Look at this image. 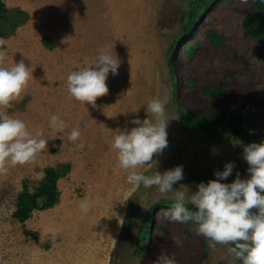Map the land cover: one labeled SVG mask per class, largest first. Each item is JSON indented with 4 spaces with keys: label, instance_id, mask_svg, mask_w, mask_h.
<instances>
[{
    "label": "rangeland",
    "instance_id": "rangeland-1",
    "mask_svg": "<svg viewBox=\"0 0 264 264\" xmlns=\"http://www.w3.org/2000/svg\"><path fill=\"white\" fill-rule=\"evenodd\" d=\"M2 1L23 12L15 31L0 38L7 60L34 69L26 93L7 114L49 141L33 162L10 165L0 175V264H157L161 255L174 256L177 264H228L224 246L213 251L194 225L165 218L172 194L161 197L155 188L126 182L111 144L119 129L135 126L134 116L147 117L141 105L146 109L150 98H168L167 114L175 119L167 127L168 147L154 159L161 173L183 167L184 179L174 189L186 185L195 191L227 162L235 167L222 182L231 183L237 173L247 178L244 141L228 126L217 138L195 139L178 108L219 117L241 111L252 129L264 124V40L245 31L255 0H214L200 8L186 35L183 25L199 0ZM104 42H112L121 60L118 75L106 74L107 92L82 109L69 95L66 77L87 65ZM216 85L222 94L206 93ZM50 114L67 122L64 133L52 131ZM72 127L80 129L79 144L67 140ZM47 167L61 169L57 203L19 222L13 217L18 194L24 185L34 191ZM80 199L92 202L90 213L81 212ZM159 201L165 203L149 214Z\"/></svg>",
    "mask_w": 264,
    "mask_h": 264
},
{
    "label": "clouds",
    "instance_id": "clouds-1",
    "mask_svg": "<svg viewBox=\"0 0 264 264\" xmlns=\"http://www.w3.org/2000/svg\"><path fill=\"white\" fill-rule=\"evenodd\" d=\"M2 45L0 40V175L6 174L10 165L33 162L48 149L49 141L43 138L42 132L33 136L22 119L7 114L14 102L26 93L34 69L23 60L10 64ZM111 49L112 42L101 43L87 65L66 77L67 91L82 109L84 102L93 105L96 96L107 92L106 74L118 75L121 60ZM168 103V98H150L146 109L141 105L147 117L134 116L130 121L134 127L119 129L112 137L111 147L120 169L127 173L126 182L136 189L155 188L161 197L172 194L174 203L165 212V218L194 225L195 234L202 236L213 251L217 246H224L230 257L228 264H264V142L243 147L247 178L242 179L237 173L231 183L222 182L233 174L235 167L234 163L227 162L222 171H214L215 179L199 183L195 191L186 185L183 190L174 189L184 179L183 167L177 165L161 173L156 170L159 161L154 159L168 147L167 127L175 119L167 114ZM140 107L133 112H138ZM48 124L57 134L68 129L67 122L56 114L49 115ZM80 136L79 127L67 132V140L76 144L81 142ZM78 204L85 214L94 207L88 199H80ZM174 240L177 245L181 244L179 238ZM157 264H177V261L174 256L161 255Z\"/></svg>",
    "mask_w": 264,
    "mask_h": 264
},
{
    "label": "trees",
    "instance_id": "trees-1",
    "mask_svg": "<svg viewBox=\"0 0 264 264\" xmlns=\"http://www.w3.org/2000/svg\"><path fill=\"white\" fill-rule=\"evenodd\" d=\"M214 0H199L196 11L190 14L189 21L183 25L181 35H186L194 26L196 20L200 17V8H208ZM255 14L251 21L245 22L246 34L254 39L264 40V0H255ZM21 10L8 9L4 2L0 0V38L12 34L21 20L17 18L22 15ZM215 42V39H214ZM187 46H189L187 44ZM208 94H222L223 87L216 85L206 89ZM180 110V121L186 127L191 137L202 141L217 138L222 134L226 126L239 136L244 143H258L259 139L264 140V124L260 125L257 130L251 128L247 117L238 111L236 114L228 116H216L212 113H202L194 115L185 108ZM61 169L47 167L44 170V176L34 191H30L26 185L17 196L16 210L13 217L19 222H24L31 216L32 212L37 209H46L55 205L59 199V190L57 186ZM163 201L157 202L149 209V214ZM131 222L128 224V230L131 229ZM144 228L142 227V230ZM239 264V262H237Z\"/></svg>",
    "mask_w": 264,
    "mask_h": 264
}]
</instances>
